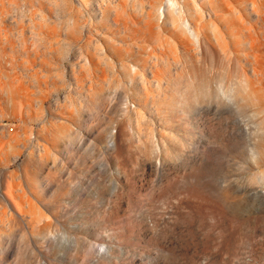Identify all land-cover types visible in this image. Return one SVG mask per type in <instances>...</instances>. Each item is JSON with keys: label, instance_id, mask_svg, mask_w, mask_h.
<instances>
[{"label": "rangeland", "instance_id": "374dc122", "mask_svg": "<svg viewBox=\"0 0 264 264\" xmlns=\"http://www.w3.org/2000/svg\"><path fill=\"white\" fill-rule=\"evenodd\" d=\"M0 264H264V0H0Z\"/></svg>", "mask_w": 264, "mask_h": 264}]
</instances>
